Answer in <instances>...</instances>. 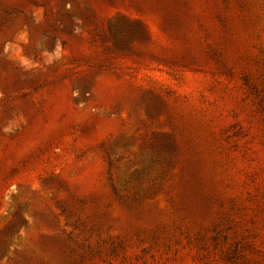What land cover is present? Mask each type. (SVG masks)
I'll return each instance as SVG.
<instances>
[{
    "label": "rangeland",
    "instance_id": "1",
    "mask_svg": "<svg viewBox=\"0 0 264 264\" xmlns=\"http://www.w3.org/2000/svg\"><path fill=\"white\" fill-rule=\"evenodd\" d=\"M0 264H264V0H0Z\"/></svg>",
    "mask_w": 264,
    "mask_h": 264
}]
</instances>
